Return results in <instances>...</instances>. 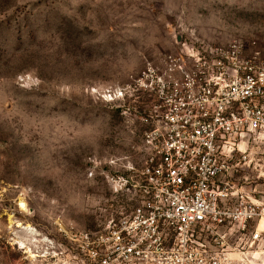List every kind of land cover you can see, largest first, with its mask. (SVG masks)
Wrapping results in <instances>:
<instances>
[{
  "label": "rangeland",
  "instance_id": "rangeland-1",
  "mask_svg": "<svg viewBox=\"0 0 264 264\" xmlns=\"http://www.w3.org/2000/svg\"><path fill=\"white\" fill-rule=\"evenodd\" d=\"M178 34L264 55V0H0V264H100L89 237L134 204L106 175L143 159L124 111L144 97L107 94ZM250 157L264 174V142ZM226 231L236 264H264V227Z\"/></svg>",
  "mask_w": 264,
  "mask_h": 264
},
{
  "label": "built area",
  "instance_id": "built-area-1",
  "mask_svg": "<svg viewBox=\"0 0 264 264\" xmlns=\"http://www.w3.org/2000/svg\"><path fill=\"white\" fill-rule=\"evenodd\" d=\"M174 40L118 96L107 94L144 97L124 111L142 125L143 159L106 175L134 204L107 221L105 236L87 238L100 264H236L226 230L244 233L264 217V174L250 157L264 142V55L254 42L246 53L236 39Z\"/></svg>",
  "mask_w": 264,
  "mask_h": 264
},
{
  "label": "bare ground",
  "instance_id": "bare-ground-1",
  "mask_svg": "<svg viewBox=\"0 0 264 264\" xmlns=\"http://www.w3.org/2000/svg\"><path fill=\"white\" fill-rule=\"evenodd\" d=\"M262 227H264V217H262L258 222V229H261Z\"/></svg>",
  "mask_w": 264,
  "mask_h": 264
},
{
  "label": "flooded vegetation",
  "instance_id": "flooded-vegetation-1",
  "mask_svg": "<svg viewBox=\"0 0 264 264\" xmlns=\"http://www.w3.org/2000/svg\"><path fill=\"white\" fill-rule=\"evenodd\" d=\"M94 239V237H91V240H93Z\"/></svg>",
  "mask_w": 264,
  "mask_h": 264
}]
</instances>
